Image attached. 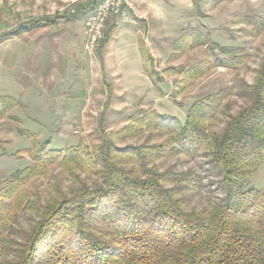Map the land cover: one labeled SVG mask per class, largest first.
<instances>
[{
	"label": "trees",
	"instance_id": "obj_1",
	"mask_svg": "<svg viewBox=\"0 0 264 264\" xmlns=\"http://www.w3.org/2000/svg\"><path fill=\"white\" fill-rule=\"evenodd\" d=\"M99 1L72 16L83 19ZM209 34L192 30L187 39L218 45L223 56L195 67L190 79L211 66L234 71L235 79L192 103L184 121L141 112L92 146L53 148L39 140L26 149L33 163L0 186V264H264V187L254 185L264 165V59L249 83L239 74L248 68L246 50L208 41ZM232 97L245 101L236 112ZM146 129L164 140L118 145ZM22 135L33 136L26 129ZM179 153L206 159V172L225 192L212 208H189L188 190L205 185L194 170L159 168L160 159ZM34 177L45 180L43 189ZM20 213L30 214L27 226Z\"/></svg>",
	"mask_w": 264,
	"mask_h": 264
},
{
	"label": "rangeland",
	"instance_id": "obj_2",
	"mask_svg": "<svg viewBox=\"0 0 264 264\" xmlns=\"http://www.w3.org/2000/svg\"><path fill=\"white\" fill-rule=\"evenodd\" d=\"M62 5L64 0H0V186L33 163L26 149L39 140L53 148L92 146L141 112L184 121L192 103L230 86L234 71L221 66L190 79L195 67L223 56L218 45H193L187 39L192 30L210 32L206 38L215 44L244 48L248 68L239 74L249 83L264 59V0H128L120 16L108 20L94 51L87 48L85 18L60 10ZM230 102L234 112L245 104L237 97ZM24 129L33 136H23ZM163 140L146 129L118 145ZM205 160L179 153L158 161L161 170L192 169L204 179L202 189L187 192L190 209H210L225 195ZM51 174L60 177V170L53 167ZM82 178L93 186L94 179ZM70 181L68 176L63 183ZM44 182L32 180L40 189ZM254 185L264 187V166ZM29 220V213L19 214L21 225Z\"/></svg>",
	"mask_w": 264,
	"mask_h": 264
},
{
	"label": "built area",
	"instance_id": "obj_3",
	"mask_svg": "<svg viewBox=\"0 0 264 264\" xmlns=\"http://www.w3.org/2000/svg\"><path fill=\"white\" fill-rule=\"evenodd\" d=\"M60 10L76 14L79 9L91 3L92 0H64ZM128 0H100L95 9L84 18V28L87 36V48L94 51L105 37L108 20L120 14Z\"/></svg>",
	"mask_w": 264,
	"mask_h": 264
},
{
	"label": "crops",
	"instance_id": "obj_4",
	"mask_svg": "<svg viewBox=\"0 0 264 264\" xmlns=\"http://www.w3.org/2000/svg\"><path fill=\"white\" fill-rule=\"evenodd\" d=\"M120 14H121V13H120ZM120 14H118V15L114 16L113 18L119 17V16H120ZM263 166H264V165H263ZM263 166H262V167H263ZM262 167H261V168H262ZM261 168H260V170H261ZM260 170H259V172L257 173V175H260ZM258 179L260 180V177H259ZM257 182H258V180H257Z\"/></svg>",
	"mask_w": 264,
	"mask_h": 264
}]
</instances>
